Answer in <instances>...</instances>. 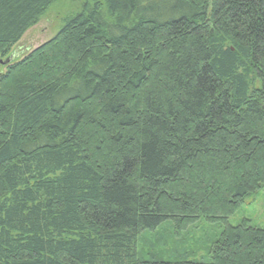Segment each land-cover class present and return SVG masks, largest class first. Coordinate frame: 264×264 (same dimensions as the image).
<instances>
[{"label": "trees", "instance_id": "16d2710c", "mask_svg": "<svg viewBox=\"0 0 264 264\" xmlns=\"http://www.w3.org/2000/svg\"><path fill=\"white\" fill-rule=\"evenodd\" d=\"M58 1L0 0V60ZM263 190L264 0H86L0 63V264H264L216 228Z\"/></svg>", "mask_w": 264, "mask_h": 264}, {"label": "rangeland", "instance_id": "374dc122", "mask_svg": "<svg viewBox=\"0 0 264 264\" xmlns=\"http://www.w3.org/2000/svg\"><path fill=\"white\" fill-rule=\"evenodd\" d=\"M86 0H59L52 5L50 11L40 21L29 28L21 40L13 46L10 56L11 62L20 60L29 52L51 39L64 25L68 17L82 9ZM5 69V66L1 68ZM243 220H248L251 225L264 228V190L249 197L239 209L229 216L226 221L220 222L216 228H224L226 225H237ZM204 223H200L202 226ZM206 227L209 225L206 224Z\"/></svg>", "mask_w": 264, "mask_h": 264}, {"label": "water", "instance_id": "95a60500", "mask_svg": "<svg viewBox=\"0 0 264 264\" xmlns=\"http://www.w3.org/2000/svg\"><path fill=\"white\" fill-rule=\"evenodd\" d=\"M12 60H13V57L10 56V57H8V59H6L5 61L0 60V63L3 64V65H4V64H9Z\"/></svg>", "mask_w": 264, "mask_h": 264}]
</instances>
